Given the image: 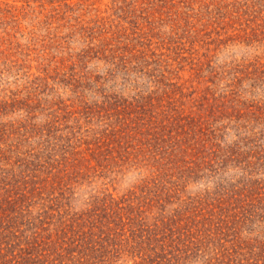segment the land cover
<instances>
[{"label":"trees","instance_id":"1","mask_svg":"<svg viewBox=\"0 0 264 264\" xmlns=\"http://www.w3.org/2000/svg\"><path fill=\"white\" fill-rule=\"evenodd\" d=\"M259 28L246 38L264 46ZM123 31L114 24L111 34ZM149 54L131 66L145 82L135 74L126 96L100 83L77 113L93 126L82 135L95 170L116 171L136 149L156 173L128 194L93 193L81 209L71 206L81 172L68 171L64 142L49 140L67 107L49 105L42 128L32 122L38 105L24 103L14 119L22 106L1 97L0 264H264V57L221 84L217 72L182 80L181 67ZM190 181L204 188L183 198Z\"/></svg>","mask_w":264,"mask_h":264},{"label":"rangeland","instance_id":"2","mask_svg":"<svg viewBox=\"0 0 264 264\" xmlns=\"http://www.w3.org/2000/svg\"><path fill=\"white\" fill-rule=\"evenodd\" d=\"M263 22L264 0H0V99L15 98L22 106L10 114L14 119L18 111L25 114L24 103L38 105L32 122L42 128L49 105L60 102L67 107L60 111L62 125L49 140L64 142L68 171L81 172L73 183L78 199L71 204L73 210L81 209L93 193L108 190L121 196L138 190L144 179H151L156 164L145 154L135 156L136 149H131L135 160L119 159L116 171L95 170L96 162L84 143L89 138L82 135L93 126L77 113L83 103L99 97L96 92L102 87L126 96L135 74L145 82L146 77L134 72L140 60L136 55L150 56L151 50L181 67L182 80L204 81L217 72L223 84L243 76L264 57V46L246 38L251 30L260 31ZM114 24L124 34L112 36ZM104 44L118 48L114 58L110 50L103 51L104 46L100 49ZM191 58L203 69L197 71ZM208 62L215 66L212 73L204 69ZM40 141L35 137L32 144ZM78 159L83 166L76 163ZM204 182L190 181L182 197L202 192Z\"/></svg>","mask_w":264,"mask_h":264}]
</instances>
